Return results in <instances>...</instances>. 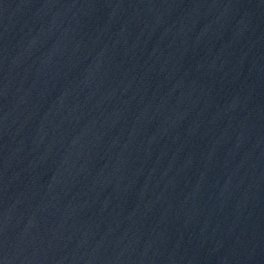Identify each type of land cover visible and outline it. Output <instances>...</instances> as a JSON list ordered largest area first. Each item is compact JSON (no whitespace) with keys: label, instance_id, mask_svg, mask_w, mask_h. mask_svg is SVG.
<instances>
[{"label":"water","instance_id":"95a60500","mask_svg":"<svg viewBox=\"0 0 264 264\" xmlns=\"http://www.w3.org/2000/svg\"><path fill=\"white\" fill-rule=\"evenodd\" d=\"M0 264H264V0H0Z\"/></svg>","mask_w":264,"mask_h":264}]
</instances>
